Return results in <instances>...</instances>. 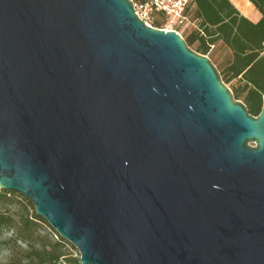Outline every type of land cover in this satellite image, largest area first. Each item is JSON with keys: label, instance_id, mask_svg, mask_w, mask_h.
<instances>
[{"label": "water", "instance_id": "water-1", "mask_svg": "<svg viewBox=\"0 0 264 264\" xmlns=\"http://www.w3.org/2000/svg\"><path fill=\"white\" fill-rule=\"evenodd\" d=\"M0 189L80 264H264V97L131 0H0Z\"/></svg>", "mask_w": 264, "mask_h": 264}, {"label": "trees", "instance_id": "trees-1", "mask_svg": "<svg viewBox=\"0 0 264 264\" xmlns=\"http://www.w3.org/2000/svg\"><path fill=\"white\" fill-rule=\"evenodd\" d=\"M262 13L258 22L243 15L232 0H191L187 10V21L193 26L185 37L187 44L197 52L209 54L212 45L221 43L230 49L232 58L220 74L234 97L243 96V102L250 114H260L264 97V0H250ZM195 25V26H194ZM155 27H162L160 21ZM191 26V27H192ZM196 44V47L194 45ZM235 80V82H234ZM8 194L14 191L1 190L0 199L11 200ZM32 216L16 220L10 212L0 213V234L5 226L23 225L30 229L35 219H41L33 212ZM1 236V235H0ZM61 254L55 248L43 245L27 255L28 261L11 259L8 264H80L79 259L70 258L71 263L59 261Z\"/></svg>", "mask_w": 264, "mask_h": 264}, {"label": "rangeland", "instance_id": "rangeland-1", "mask_svg": "<svg viewBox=\"0 0 264 264\" xmlns=\"http://www.w3.org/2000/svg\"><path fill=\"white\" fill-rule=\"evenodd\" d=\"M157 20L163 25V19L156 18L155 21ZM191 26L192 25H190L188 21L181 24L180 31L184 38L188 36L191 29H193V26ZM194 47H196V44ZM208 55L220 70H224L232 58L229 49L221 43L212 45ZM227 85L229 86L230 84ZM238 100L243 101V96ZM251 144L254 145V143ZM15 193L16 194H8L11 197L9 201L0 199V213L10 212L14 215L16 220H21L22 217L24 218L28 215L30 218H34L32 216L33 212H35L34 205L24 195L18 192ZM40 218L41 219H35L30 229H27L23 224L20 225L19 228L17 225L14 227L5 226L1 230L0 264H8L13 258L22 259L24 262H27V255L35 250H41L43 245H47L48 249H57L61 254L59 258L61 263L64 261L71 263L72 261L70 258L80 260L79 250L70 241L62 238L44 218Z\"/></svg>", "mask_w": 264, "mask_h": 264}, {"label": "built area", "instance_id": "built-area-1", "mask_svg": "<svg viewBox=\"0 0 264 264\" xmlns=\"http://www.w3.org/2000/svg\"><path fill=\"white\" fill-rule=\"evenodd\" d=\"M131 1L138 17L148 26H154L156 18H161L163 19V25L158 28L164 29L165 31L175 30L182 35L180 27L181 24L187 21L186 10L191 0Z\"/></svg>", "mask_w": 264, "mask_h": 264}, {"label": "crops", "instance_id": "crops-1", "mask_svg": "<svg viewBox=\"0 0 264 264\" xmlns=\"http://www.w3.org/2000/svg\"><path fill=\"white\" fill-rule=\"evenodd\" d=\"M232 2L241 11V13L248 17L251 21L258 22L262 18V13L250 0H232Z\"/></svg>", "mask_w": 264, "mask_h": 264}]
</instances>
